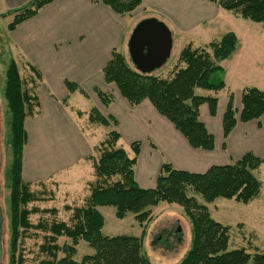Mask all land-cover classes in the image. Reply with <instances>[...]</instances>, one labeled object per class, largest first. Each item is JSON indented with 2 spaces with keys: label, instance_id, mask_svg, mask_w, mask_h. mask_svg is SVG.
Segmentation results:
<instances>
[{
  "label": "trees",
  "instance_id": "obj_1",
  "mask_svg": "<svg viewBox=\"0 0 264 264\" xmlns=\"http://www.w3.org/2000/svg\"><path fill=\"white\" fill-rule=\"evenodd\" d=\"M55 0H30L24 7L9 15L14 16L8 30L14 31L23 22L35 17L45 6ZM144 0H103L114 13L121 17L131 16ZM221 9L245 20L264 23V0H209ZM237 36L225 34L221 40L205 46H186L180 53L177 65L168 78L142 74L132 64L130 58L116 50L112 59L103 68L104 80L114 84L124 99L137 106L149 101L163 117L168 119L186 138L192 148L212 151L215 147L214 136L207 130L200 119L203 104L210 106L214 116L218 99L212 96H199L197 89L219 92L226 88L225 82L217 78L223 71L220 65L236 51ZM36 79L40 74L33 67ZM176 68V69H175ZM175 69V71H174ZM4 98L10 114V147L12 164L9 170L11 239L10 263L25 264L24 256L19 251L24 232L43 230L48 235L40 251L50 259L40 264H154L143 249V235L140 237L120 235L108 237L103 234L105 220L98 208L114 207L116 217L124 219L128 213L135 214L142 226L152 218V207L162 202L183 207L192 223V245L179 264H264V253L254 256L243 248L229 250L230 227L217 223L210 216L205 205L190 196L199 194L207 203L219 198L236 200L248 204L260 195L262 183L255 176L264 160L249 152L241 159L223 166H213L206 173L197 174L176 170L164 163L161 168L157 186L144 190L135 180L134 169L141 150V143L134 142L130 158L124 148L119 146L120 134L111 132L96 147V158L91 156L94 168V180L89 183V195L82 207L73 209V225L52 220L33 225L30 217L35 214H57V210H40L29 205L44 202L32 185L23 180V151L27 143L25 120L33 117L40 108L36 80L29 86L21 78L18 63L12 59L6 71ZM69 93L85 94L79 85L66 81ZM95 93L101 103L108 107L114 100L112 94L96 89ZM67 103V100L63 102ZM80 115V114H79ZM264 117V92L257 88H248L242 93V109L239 119L233 105L229 103L223 119V147L226 140L240 121L247 123ZM89 122L110 127L117 122L112 117H104L97 108L89 114ZM60 238L71 240V244L60 246ZM84 241L94 250L92 255L74 260L76 246ZM3 243V234H2ZM4 253V252H3ZM60 253L64 255L59 256Z\"/></svg>",
  "mask_w": 264,
  "mask_h": 264
},
{
  "label": "crops",
  "instance_id": "obj_2",
  "mask_svg": "<svg viewBox=\"0 0 264 264\" xmlns=\"http://www.w3.org/2000/svg\"><path fill=\"white\" fill-rule=\"evenodd\" d=\"M29 1L0 0V16L24 7ZM102 1L55 0L10 32L6 46L9 61L14 59L18 63L21 78L29 82L30 87H33V79L38 85L39 113L25 120L27 143L23 151V180L26 183L37 189L54 180L60 187L70 188L73 182L83 180L84 164L90 162L89 158L101 141L91 133L98 127L89 122L91 111L83 112L72 101L75 99L81 104L82 97H95L96 89L114 97L105 107L96 96L95 108L104 117L116 120L117 124L111 125L121 136L119 146L133 158L131 145L141 143L134 175L138 186L144 190L157 186L164 163L176 170L203 174L213 166L231 164L249 152L264 159V117L247 123L239 121L226 140V148L223 147V119L229 103L228 94L224 93L226 89L219 92L196 90L199 96L218 99L214 116L208 104L200 108V119L215 140L214 150L206 151L192 148L149 101L131 106L114 84L106 83L103 68L112 59L114 50L124 52L121 51L124 45L127 50L133 28L129 29L121 16ZM224 11L209 0H144L130 18L138 14L139 22L158 18L171 30L175 45L183 34L205 30L203 34L207 35L218 21L232 22V18H238L225 15ZM237 52L238 49L220 64L222 68L227 62L231 63ZM30 66L38 71L41 79L35 78ZM66 81L79 85L85 94L69 93ZM233 105L239 119L241 95ZM248 135L254 140H244ZM121 143H127V148Z\"/></svg>",
  "mask_w": 264,
  "mask_h": 264
},
{
  "label": "rangeland",
  "instance_id": "obj_3",
  "mask_svg": "<svg viewBox=\"0 0 264 264\" xmlns=\"http://www.w3.org/2000/svg\"><path fill=\"white\" fill-rule=\"evenodd\" d=\"M224 13L225 15L230 14L231 16H235L226 11ZM8 15L4 14L0 16V205L3 219L4 252L1 264H9L11 255L9 181V170L12 164L10 147L11 120L4 98V89L6 82L5 75L10 62L6 53L7 41L10 36L8 26L13 21L14 16ZM139 16L138 14L132 19L130 16L120 18L125 25L128 24L129 29H134L139 23ZM232 19V22L218 21L213 25L214 29L208 31L207 35L203 34L206 33L205 30H197L193 33L181 35L174 45L170 59L162 68L155 70L154 75L161 78L170 77L173 74L172 69L177 65L181 51L189 43L205 46L204 43L209 44L212 40L219 41L225 34L233 32L239 36L236 48L238 49L237 56L232 58L231 63L229 62L230 64L228 62L224 64L225 68L223 66V71L217 76V78L219 77L225 82V95L228 94V97H232L234 104L235 99L239 95L242 97V93L248 88H257L264 92V23H255L240 17ZM124 49L125 45L121 48V51H124L121 53L126 58H129L127 50ZM253 84H256L257 87H254ZM96 96H92L91 99L82 97L80 100L81 104H78L75 99L72 102L83 112L89 113L98 104ZM111 128H113V125H111ZM111 131L112 129L108 127L98 125L96 132L93 128L91 133H95V139L100 142ZM244 140L252 141L254 137L248 135ZM121 145L126 146L125 148L128 146L127 143L124 145L121 143ZM97 155L94 150L93 157L96 158ZM233 157L235 160L236 157ZM84 165L83 180L76 183L73 182L72 184L74 185L70 188L60 187L54 180L46 184L44 188H41V186L37 187V189L33 188L36 192H39L40 197L46 200L30 204V209L37 207L40 210H57V214L40 213L32 215L30 221L33 225H37L42 221L51 222L52 220L66 222L68 225L74 224L72 220L73 209L84 206L90 191L89 182L95 178L92 160ZM255 176L262 183V188L260 195L248 204L224 198L207 203L201 195L189 194L199 204L205 205L208 208L213 220L231 228L229 250L243 248L252 256L256 253H264V164L255 172ZM99 210L105 220L103 228L105 236L126 235L140 237L143 235V231H145L143 249L154 264H179L191 248L193 239L192 223L180 205L162 202L152 207L153 218L145 226L139 224L133 213H128L124 219H118L114 207H101ZM46 235L48 233L43 230H30L23 233L19 251L24 256L25 264H40L42 261L50 259L40 251V246L45 243ZM58 244L60 246L71 244V240L60 238ZM76 251L74 260L77 262H81L83 257L94 253V250L84 241L78 243ZM63 255V253L59 254L60 257ZM248 264L254 263L251 261Z\"/></svg>",
  "mask_w": 264,
  "mask_h": 264
},
{
  "label": "water",
  "instance_id": "obj_4",
  "mask_svg": "<svg viewBox=\"0 0 264 264\" xmlns=\"http://www.w3.org/2000/svg\"><path fill=\"white\" fill-rule=\"evenodd\" d=\"M173 34L169 27L156 17L140 21L133 29L127 43L132 64L142 74L150 75L162 68L172 55ZM1 195V188H0ZM3 219L0 205V264L3 259Z\"/></svg>",
  "mask_w": 264,
  "mask_h": 264
}]
</instances>
